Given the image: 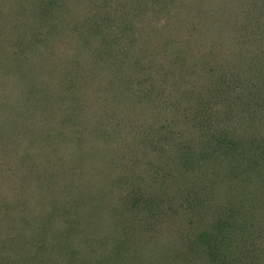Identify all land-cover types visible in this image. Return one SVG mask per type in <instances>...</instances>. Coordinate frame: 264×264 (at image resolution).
<instances>
[{
    "label": "trees",
    "instance_id": "trees-1",
    "mask_svg": "<svg viewBox=\"0 0 264 264\" xmlns=\"http://www.w3.org/2000/svg\"><path fill=\"white\" fill-rule=\"evenodd\" d=\"M65 1L0 0V264H264V0L150 45Z\"/></svg>",
    "mask_w": 264,
    "mask_h": 264
},
{
    "label": "rangeland",
    "instance_id": "rangeland-1",
    "mask_svg": "<svg viewBox=\"0 0 264 264\" xmlns=\"http://www.w3.org/2000/svg\"><path fill=\"white\" fill-rule=\"evenodd\" d=\"M87 1H94V0H70V2L69 0H66L65 5H66V8H68V11L64 10L63 14L65 16H68L70 13V16H72L71 19L85 20L86 19V8L89 5ZM132 1H133L132 6L128 5L129 7H126V6L124 7L118 3L116 4L112 2V0H107V2L110 3L109 6L113 8L115 7L117 8V12H118L117 15L119 16H118V20L116 19L115 24H117L118 28L121 29L125 26L126 27L132 26V29L129 30V33H132V35H134L135 37L138 35V32H140L141 30L143 37H144V42L147 45H150L153 43L161 44L162 42L159 40V38L163 37L165 41L167 38V35L168 34L171 35L172 29H175V30H185V28L189 29L193 22L198 21L202 17L205 18L204 20H206V22H209L210 18L207 16V14L204 13L203 11L204 8L208 6H212V8L214 9V7L217 4L219 3L221 4L220 0H132ZM21 5L24 8L27 6L35 8V6H33L32 3L24 4L23 1ZM222 6L223 7L226 6L228 8V11L224 15L225 16L227 15L228 18L230 17V20H232V22L236 23L238 21L237 13H235V11L231 9L232 5L228 6L227 2L223 1ZM11 11H12L11 13H13L14 15H19L20 13V10L18 11L14 5H12ZM199 11L202 13H200ZM215 11L218 12V11H224V10L217 7ZM24 15L25 16L30 15L29 11L26 10L24 12ZM216 18L219 21H221V19H223V16L217 15L214 17V19ZM221 22H224V20H222ZM8 23L10 22L8 21ZM68 24L69 25L66 26V30H69V31L77 30V29L80 30V28L81 30H85L82 27L73 26L72 23H68ZM50 25L51 26L56 25V22L51 20ZM55 28L56 30H62V28L60 27H55ZM160 28H163V29H160ZM56 30H50V31H56ZM15 31L14 30H1V32H3L4 35L10 32L13 33ZM125 32H128V31L124 30L123 33ZM184 36H185V32L183 34V37ZM8 38L10 37L8 36ZM72 44L76 45V43H72ZM2 48L3 46L0 45V49ZM70 48H72V45L69 46L67 43L64 44L61 42L59 51L60 52L68 51ZM6 56L7 54L3 53L0 50V58L1 57L5 58ZM83 63L85 64V60L83 61ZM143 71L145 72V70ZM148 74L149 73L147 74L143 73L140 76V78H148L147 77ZM160 86H161V83L160 82L159 84L157 83V88H159ZM1 157L2 156H0V160H1ZM0 165H1L0 173L2 174L4 173V175L7 174L9 171L7 168H5L4 163L0 162ZM6 179L9 180V176H7V178L5 177L4 179H2V181L4 182V180L6 181ZM0 205L4 206L1 202H0ZM173 242H174L173 240L168 241L167 243L168 247L166 251L170 250ZM56 243L57 241L54 242V248H56L55 247Z\"/></svg>",
    "mask_w": 264,
    "mask_h": 264
}]
</instances>
